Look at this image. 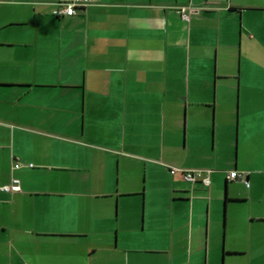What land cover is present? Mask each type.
<instances>
[{"label":"crops","instance_id":"1","mask_svg":"<svg viewBox=\"0 0 264 264\" xmlns=\"http://www.w3.org/2000/svg\"><path fill=\"white\" fill-rule=\"evenodd\" d=\"M57 1L0 0V264H264V0Z\"/></svg>","mask_w":264,"mask_h":264},{"label":"built area","instance_id":"2","mask_svg":"<svg viewBox=\"0 0 264 264\" xmlns=\"http://www.w3.org/2000/svg\"><path fill=\"white\" fill-rule=\"evenodd\" d=\"M97 0H62L57 1L55 3V8L52 10V15L55 17H64V16H71L75 14L77 9H84L86 6L94 4ZM177 12L180 15L181 19L184 21H188L190 15L192 13L197 12V8L192 6H180L177 8ZM29 167L32 164H28ZM21 167L20 162H14L12 164L11 169H17ZM178 170V169H177ZM181 174V178L189 183H197L200 182L205 186L210 185V170L204 169H179ZM228 179L235 180L240 179L242 180L246 186H248V182L245 180L246 174L238 173L236 171H230L227 175ZM0 190L6 192H15L20 191V182L19 179L12 177L11 182L7 185L0 186Z\"/></svg>","mask_w":264,"mask_h":264}]
</instances>
